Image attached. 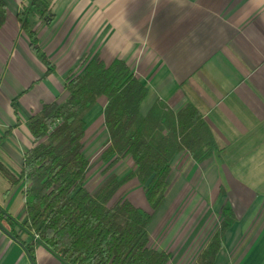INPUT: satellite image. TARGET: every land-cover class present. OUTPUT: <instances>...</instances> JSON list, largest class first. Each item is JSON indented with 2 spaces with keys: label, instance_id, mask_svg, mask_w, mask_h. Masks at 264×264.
Segmentation results:
<instances>
[{
  "label": "crops",
  "instance_id": "obj_1",
  "mask_svg": "<svg viewBox=\"0 0 264 264\" xmlns=\"http://www.w3.org/2000/svg\"><path fill=\"white\" fill-rule=\"evenodd\" d=\"M51 1L54 18L48 26H41L38 17L30 19L41 50L55 67L44 77L46 67L16 19L30 0H4L0 161L19 175L31 145L29 118L43 105L66 99L64 76L80 74L84 56L87 61L99 56L106 66L123 60L146 87L142 115L157 100L174 112L191 104L224 150L221 160L214 154L200 163L185 151L175 155L169 180L173 175L178 187L166 194L149 227V242L156 240L157 250L170 254L168 264H193L227 203L236 221L224 234L215 264H264L263 197L234 176L239 156L264 147V0ZM97 103L103 109L106 100ZM85 122L87 128V116ZM16 187L22 199L25 185L10 188ZM0 211L10 216L2 205ZM21 216L23 223L24 211ZM23 231H17L20 238L30 239ZM34 258L32 263L9 226L0 223V264H66L40 243Z\"/></svg>",
  "mask_w": 264,
  "mask_h": 264
},
{
  "label": "trees",
  "instance_id": "obj_2",
  "mask_svg": "<svg viewBox=\"0 0 264 264\" xmlns=\"http://www.w3.org/2000/svg\"><path fill=\"white\" fill-rule=\"evenodd\" d=\"M6 16V5L0 0V28ZM31 17L48 26L54 18L52 1L30 0L16 17L31 51L46 67L47 77L55 67L38 44ZM87 60V56L80 60V74L64 76L66 99L43 105L29 118L26 128L31 145L23 155L19 175L0 161V176L10 187L25 185L23 223L16 227L17 223L2 211L0 223L9 226L10 236L32 263L40 243L66 264H168V252L149 247V227L164 205L172 160L182 151L198 163L214 154L221 160L224 150L216 145L209 127L191 104L174 112L157 100L142 115L146 87L129 66L123 60L106 66L99 56ZM102 97L106 100L102 118L108 137L101 154L107 163L105 173L123 160L131 161L132 168L122 179L110 175L91 193L85 187L89 170L83 154L85 118ZM12 105L15 107L14 101ZM131 180L143 187L150 213L130 199L120 197L111 203ZM235 221L231 207L224 204L217 229L193 264H215L224 248V234ZM22 229L30 239L20 238L17 231Z\"/></svg>",
  "mask_w": 264,
  "mask_h": 264
},
{
  "label": "rangeland",
  "instance_id": "obj_3",
  "mask_svg": "<svg viewBox=\"0 0 264 264\" xmlns=\"http://www.w3.org/2000/svg\"><path fill=\"white\" fill-rule=\"evenodd\" d=\"M85 131L86 138L84 139L83 154L89 162V170L86 174L85 187L91 193H93L110 175L114 174L119 179H122L124 176H126L131 171L132 163L129 160L120 161L113 168H111V170L105 173L107 163L103 162V160L101 159V154L106 148L108 137L106 130L103 126L102 106L100 103H97L88 113L87 128ZM250 156L252 157V159ZM239 157V163L237 164V174H235L234 176L236 177V179L238 178V180L242 184H244L251 190L254 189V192L260 195V197H263V200L261 201V204H263L264 147L261 146V148L259 147L254 148L252 150H248L246 156ZM230 165H232V167H235L236 164L230 163ZM169 183L170 186L167 190V193L171 190L170 193L172 194V191H174L172 189L178 187V182H176V178L172 175L171 180H169ZM7 185V182L0 176V205L8 209L11 219L17 223L16 227H18L22 224V222H19V219L22 217L21 215L23 212V202L21 199V194L19 188L16 187L11 189L10 186ZM6 186L9 188V190L8 188L6 189ZM120 197L130 199L131 202H133L142 211L150 213V208L149 206H147V202L145 199L144 189L142 186L139 185L136 180H131L130 182L123 185L122 188L118 191V193L114 196L111 203L115 202ZM176 198L177 197L174 198V202L176 201ZM174 202L172 203V205L174 204ZM186 204H184V206ZM194 204L195 203L190 205L191 208H193L192 206H194ZM154 223L152 225H154ZM23 232L27 234L25 230ZM158 246L159 243L156 240H152L151 242H149V247L152 249H157Z\"/></svg>",
  "mask_w": 264,
  "mask_h": 264
},
{
  "label": "built area",
  "instance_id": "obj_4",
  "mask_svg": "<svg viewBox=\"0 0 264 264\" xmlns=\"http://www.w3.org/2000/svg\"><path fill=\"white\" fill-rule=\"evenodd\" d=\"M20 226V225H19Z\"/></svg>",
  "mask_w": 264,
  "mask_h": 264
}]
</instances>
